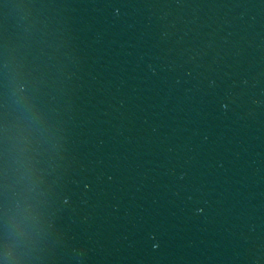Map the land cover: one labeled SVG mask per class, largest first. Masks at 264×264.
Masks as SVG:
<instances>
[{"label": "water", "instance_id": "water-1", "mask_svg": "<svg viewBox=\"0 0 264 264\" xmlns=\"http://www.w3.org/2000/svg\"><path fill=\"white\" fill-rule=\"evenodd\" d=\"M135 0H0V264H110Z\"/></svg>", "mask_w": 264, "mask_h": 264}]
</instances>
